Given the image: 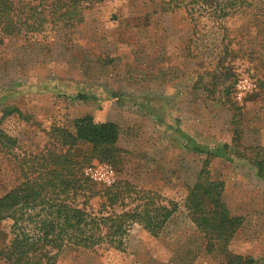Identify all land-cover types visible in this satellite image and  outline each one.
<instances>
[{
	"label": "rangeland",
	"instance_id": "374dc122",
	"mask_svg": "<svg viewBox=\"0 0 264 264\" xmlns=\"http://www.w3.org/2000/svg\"><path fill=\"white\" fill-rule=\"evenodd\" d=\"M168 1L105 0L83 7V23L71 29L46 24L25 34L14 21L13 35L0 31V116L5 107L21 113L2 122L17 145L0 152V197L21 183V168L39 169L41 155L60 149L57 129L71 131L89 115L118 126L121 161L92 160L82 177L96 190L129 184L124 204L143 191L177 205L157 237L133 224L121 251L106 242L64 247L55 264H220L184 208L206 160L186 148L190 139L227 145L208 171L224 182L229 214L242 220L228 251L264 264V180L256 172V164L264 170V0L237 2L220 20L200 18L196 0L172 11ZM102 204L96 197L85 210L108 215ZM9 225L1 222L0 234Z\"/></svg>",
	"mask_w": 264,
	"mask_h": 264
},
{
	"label": "trees",
	"instance_id": "16d2710c",
	"mask_svg": "<svg viewBox=\"0 0 264 264\" xmlns=\"http://www.w3.org/2000/svg\"><path fill=\"white\" fill-rule=\"evenodd\" d=\"M104 1L0 0V31L4 36L13 35L14 21L23 27L25 34L39 32L46 24L71 29L83 23V7ZM224 1L226 4L221 7L220 0H196L200 18L220 20L230 15L228 9L231 8L226 7H234L237 2L243 7L247 3V0ZM177 2L182 4L183 0H169L164 10L177 9ZM189 15L194 19L191 11ZM12 115L21 116V113L15 107H5L0 116V152L5 154L17 145L16 138L8 135L2 126L3 120ZM56 131L60 149L41 155L39 169L33 165L21 168V183L0 197V223H10L9 234H0L4 238L0 264H55L64 247L93 249L105 242L121 251L127 228L133 224L157 237L176 211V204L164 206L159 199L143 191L135 192L131 203L124 204V199L129 197L126 191L129 184L120 182L118 186L96 190L82 177V168L92 160L119 165L118 126L113 122H95L88 115L74 119L71 131L62 128ZM186 148L206 156L184 200L191 222L204 239L206 253H217L220 264H255L249 257L228 251L242 220L230 216L222 202L224 182L208 171L210 159L223 158L227 145L209 148L190 139ZM256 172L264 180L261 165L256 164ZM75 197L82 199V207L72 205L71 199ZM96 197L103 200L104 212L111 210L107 211L108 215L96 216L85 210ZM116 207L122 212L115 213Z\"/></svg>",
	"mask_w": 264,
	"mask_h": 264
},
{
	"label": "crops",
	"instance_id": "0c3cea01",
	"mask_svg": "<svg viewBox=\"0 0 264 264\" xmlns=\"http://www.w3.org/2000/svg\"><path fill=\"white\" fill-rule=\"evenodd\" d=\"M262 179V178H261ZM224 192V191H223ZM222 202H223V195H222ZM224 203V202H223ZM227 208V207H226ZM231 216V215H230ZM233 217V216H232Z\"/></svg>",
	"mask_w": 264,
	"mask_h": 264
}]
</instances>
